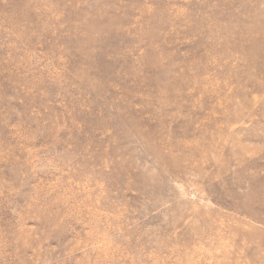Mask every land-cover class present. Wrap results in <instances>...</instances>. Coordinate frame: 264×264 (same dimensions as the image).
Returning a JSON list of instances; mask_svg holds the SVG:
<instances>
[{
	"label": "rangeland",
	"instance_id": "rangeland-1",
	"mask_svg": "<svg viewBox=\"0 0 264 264\" xmlns=\"http://www.w3.org/2000/svg\"><path fill=\"white\" fill-rule=\"evenodd\" d=\"M259 221L264 0H0V264H264Z\"/></svg>",
	"mask_w": 264,
	"mask_h": 264
},
{
	"label": "bare ground",
	"instance_id": "bare-ground-1",
	"mask_svg": "<svg viewBox=\"0 0 264 264\" xmlns=\"http://www.w3.org/2000/svg\"><path fill=\"white\" fill-rule=\"evenodd\" d=\"M131 117V116H130ZM192 133V132H191ZM155 135V134H154ZM202 136V135H201ZM114 137V136H113ZM166 137V136H165ZM204 138V137H203ZM205 140V139H204ZM259 220V219H258ZM259 222H262L263 224H264V222L263 221H259Z\"/></svg>",
	"mask_w": 264,
	"mask_h": 264
}]
</instances>
